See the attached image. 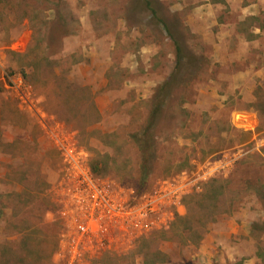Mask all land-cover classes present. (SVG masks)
<instances>
[{
	"label": "rangeland",
	"instance_id": "rangeland-1",
	"mask_svg": "<svg viewBox=\"0 0 264 264\" xmlns=\"http://www.w3.org/2000/svg\"><path fill=\"white\" fill-rule=\"evenodd\" d=\"M147 3L0 0V264H264V0ZM61 140L166 225L70 262Z\"/></svg>",
	"mask_w": 264,
	"mask_h": 264
},
{
	"label": "built area",
	"instance_id": "built-area-1",
	"mask_svg": "<svg viewBox=\"0 0 264 264\" xmlns=\"http://www.w3.org/2000/svg\"><path fill=\"white\" fill-rule=\"evenodd\" d=\"M61 146V147H60ZM63 162L70 165L72 183L66 185L63 196L65 204L61 217L73 230L68 239L61 234V242L68 247L70 262L80 257L79 246L97 241L104 245L110 242L115 231L121 238H139L146 232L165 226L171 217L168 209L179 202V191L168 186L159 187L154 193L141 195L138 201L126 203L124 193L118 187L95 178L83 164L86 158L83 150L73 143L59 141Z\"/></svg>",
	"mask_w": 264,
	"mask_h": 264
},
{
	"label": "trees",
	"instance_id": "trees-1",
	"mask_svg": "<svg viewBox=\"0 0 264 264\" xmlns=\"http://www.w3.org/2000/svg\"><path fill=\"white\" fill-rule=\"evenodd\" d=\"M145 2H146V5L148 4L147 3V0H145ZM157 113H158V110H157V108H155L153 111H152V113L150 114L151 115V117H150V121H149V123H148V129L150 128V129H152V126H153V122H154V119H155V117H156V115H157ZM145 151H147L146 149H145ZM92 167V175L96 178V170H97V168L96 167H93V166H91ZM144 172V171H143ZM96 173V174H95ZM145 175V174H144ZM143 178H144V176H143ZM136 195L135 196H133V199L132 200H130L129 202L130 203H133L135 200H136ZM261 256H264V253H262L261 254Z\"/></svg>",
	"mask_w": 264,
	"mask_h": 264
},
{
	"label": "crops",
	"instance_id": "crops-1",
	"mask_svg": "<svg viewBox=\"0 0 264 264\" xmlns=\"http://www.w3.org/2000/svg\"><path fill=\"white\" fill-rule=\"evenodd\" d=\"M204 6L202 7V9L206 8ZM242 9L243 10H241V13H242V18L241 19H245L248 14H251V13L253 14V11L252 12H249V7H244Z\"/></svg>",
	"mask_w": 264,
	"mask_h": 264
}]
</instances>
